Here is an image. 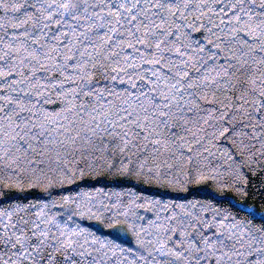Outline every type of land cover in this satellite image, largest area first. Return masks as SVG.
Listing matches in <instances>:
<instances>
[{"label": "snow or ice", "instance_id": "1", "mask_svg": "<svg viewBox=\"0 0 264 264\" xmlns=\"http://www.w3.org/2000/svg\"><path fill=\"white\" fill-rule=\"evenodd\" d=\"M0 9L6 16L24 11L21 20L0 19L4 189L70 184L84 170L62 161L87 153L85 167L106 164L137 179L160 183L163 177L168 185L211 182L221 194L242 197L194 204L187 215L195 220L192 228L202 230L192 237L183 226L171 228L180 234L175 244L167 225L155 243L130 225L135 250L119 237L41 220L43 213L28 215L32 205L14 204L0 210V264H264V0H0ZM193 32L203 33L199 46ZM132 69L142 70L147 82L137 86L144 76H127ZM97 72L125 73L134 91L93 89ZM70 82L75 86L67 91L82 100L78 114L68 119L60 115L67 108L48 113L38 107L47 92ZM221 139L227 148L216 144ZM205 144H216L215 162ZM250 186L259 207L246 202ZM49 195L53 205L74 204L78 216L108 211L85 206L82 194ZM108 219L114 227L121 217L114 212Z\"/></svg>", "mask_w": 264, "mask_h": 264}, {"label": "trees", "instance_id": "2", "mask_svg": "<svg viewBox=\"0 0 264 264\" xmlns=\"http://www.w3.org/2000/svg\"><path fill=\"white\" fill-rule=\"evenodd\" d=\"M9 2H26L30 4L32 0H9ZM44 2L47 3L48 0H44ZM8 17L21 20L24 18V11H10L6 16L3 9H0V19L8 20ZM31 24L32 21L29 20L28 26ZM23 30L24 27L13 31ZM202 37L203 33H191L190 39L195 42L194 47L199 46ZM130 51L129 49L125 50L126 53ZM143 67L148 68V65L145 64ZM133 71L144 76L143 81H136L137 86L147 82V76L140 69L127 70L126 75H133ZM113 75L117 77L115 80H112ZM126 75L125 73L118 72L103 74L97 72L92 88L102 87L116 93H123L125 89L132 92L134 91L133 85L128 83ZM52 78L59 79V73H52ZM45 83L51 88L50 81L46 79ZM74 86L75 83L70 82L65 88L52 89L41 98L38 102V107L45 109L48 113H57L62 108H67L68 111L66 113L60 112V115L71 119L73 111H76L78 114V108L82 103L80 98L73 97L67 91V89ZM56 91H64L65 97L62 99L58 98L55 94ZM123 98V95H120V99ZM88 103L91 105L93 98H88ZM73 104L77 106L76 109L71 107ZM228 143L229 141L226 139L216 142L220 148H227ZM216 144L212 146L207 144L202 145L208 149V153H212L213 162H215V157L220 156V152L215 150ZM204 155L207 156V153ZM78 156H82L84 159H78L69 153L68 160L62 162L67 163L69 168L79 164L85 173L81 179H73V182L70 184L65 183L60 188L50 190H45L41 187H26L22 190L4 189L0 185V191L6 193L5 196H0V210L8 211L10 206L14 204H30L32 207L27 210L29 216L43 213L44 215L40 217L41 220L53 217L54 219H58L60 224H68L69 228L78 224L99 237H106L108 239L119 237V242L135 250L137 247L135 244L136 237L132 234L130 225H136L137 230L143 228L147 233L143 238L145 240L150 239L153 243H155L157 237L162 235L165 231L164 226L167 225L172 243L175 244L180 238V234L179 231L171 232V228L183 226L188 235L192 237L198 236L202 230V226L193 229L192 224L195 223V220H190L189 215H187L191 213L194 204L197 202L206 203L208 200H212L213 204L220 203L221 201L238 202L242 199L241 196L235 195L230 191L221 194L211 182L196 183L190 181L188 183L168 185L163 180V177H161L160 183H157L155 177H141L137 179L135 174L121 175L118 168L109 169L106 164L101 167H85L87 159H89L88 154L78 153ZM148 166L146 165V167ZM77 174L79 175V169H77ZM255 184L256 180H253V185ZM49 192H52L55 196H77L78 194H82L80 195V201L85 206L91 203L94 211L104 208L108 209V211L100 213L103 219L100 216L92 218L78 216L75 214L76 206L74 204L66 207L59 201H56L53 205L51 203L53 196H50ZM249 192L250 194L246 202L248 204L255 203L259 207L260 202L256 200L255 193L251 192V186ZM46 203L48 204L47 207L44 206ZM118 204L120 205L119 207H117ZM181 205H186V207H181ZM237 206L243 208L244 203H239ZM12 210L15 212L14 208ZM197 211L202 212V209L197 207ZM114 212L119 213L121 219L113 227L109 226L113 222L108 218L112 217ZM15 214L19 216L23 215L24 212H15ZM70 216L71 219H69ZM169 217H172V219L169 220ZM211 231L215 232V227H212ZM203 233L207 235L208 230H203Z\"/></svg>", "mask_w": 264, "mask_h": 264}]
</instances>
